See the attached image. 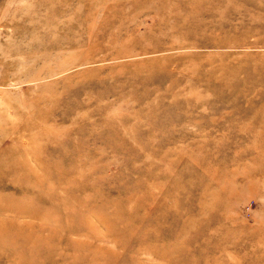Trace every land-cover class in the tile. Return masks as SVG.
Masks as SVG:
<instances>
[{
  "label": "rangeland",
  "instance_id": "obj_1",
  "mask_svg": "<svg viewBox=\"0 0 264 264\" xmlns=\"http://www.w3.org/2000/svg\"><path fill=\"white\" fill-rule=\"evenodd\" d=\"M166 1L0 0V264H264V22Z\"/></svg>",
  "mask_w": 264,
  "mask_h": 264
},
{
  "label": "bare ground",
  "instance_id": "obj_2",
  "mask_svg": "<svg viewBox=\"0 0 264 264\" xmlns=\"http://www.w3.org/2000/svg\"><path fill=\"white\" fill-rule=\"evenodd\" d=\"M237 1L241 2L243 9L233 5V2ZM166 2L168 4L161 6V12L168 10L174 13L171 24L166 28L173 32L179 31L184 38L199 33L224 35L239 30H242L244 35H248L257 31L255 25L262 26L264 22V0H167ZM251 11H255L256 15ZM234 20H239L240 26H232ZM225 39L218 40L215 46H225L228 43ZM203 42L207 43L206 45L211 44L210 41L205 40L194 45H205Z\"/></svg>",
  "mask_w": 264,
  "mask_h": 264
}]
</instances>
